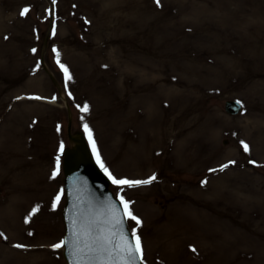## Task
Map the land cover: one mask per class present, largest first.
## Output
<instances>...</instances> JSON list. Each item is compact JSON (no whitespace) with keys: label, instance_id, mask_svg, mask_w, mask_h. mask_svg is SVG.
Returning a JSON list of instances; mask_svg holds the SVG:
<instances>
[{"label":"rangeland","instance_id":"374dc122","mask_svg":"<svg viewBox=\"0 0 264 264\" xmlns=\"http://www.w3.org/2000/svg\"><path fill=\"white\" fill-rule=\"evenodd\" d=\"M69 120L155 175L110 179L144 264H264V0H0V264H66Z\"/></svg>","mask_w":264,"mask_h":264},{"label":"water","instance_id":"95a60500","mask_svg":"<svg viewBox=\"0 0 264 264\" xmlns=\"http://www.w3.org/2000/svg\"><path fill=\"white\" fill-rule=\"evenodd\" d=\"M240 108V104L235 101L225 103V111L230 115H236ZM68 137L74 146L65 150L63 159L66 192L63 241H66L64 257L67 264H76L82 256L108 259L109 253L101 251L99 247V244L103 243L102 240L94 245L95 252L84 248L82 237L88 233H91L89 240L97 235L111 240V244H106L105 247L111 251V260L116 264H125L120 257L126 255L127 245L131 243L136 255L135 264H141L138 253H135L136 245L128 231L122 207L109 190V180L94 162L82 134H71L70 123ZM116 221L122 223L117 224ZM117 245L123 246L124 251L121 252ZM79 248H84V251H77Z\"/></svg>","mask_w":264,"mask_h":264},{"label":"snow or ice","instance_id":"6c2138e0","mask_svg":"<svg viewBox=\"0 0 264 264\" xmlns=\"http://www.w3.org/2000/svg\"><path fill=\"white\" fill-rule=\"evenodd\" d=\"M156 2H157V5L160 6V0H156ZM27 12H28V9L24 8V9L21 10L20 15L24 16ZM33 51H35V49H33ZM54 51H55V49H54ZM60 66L66 73L65 80H66V84H67V81L71 80V75L67 73V69L64 67V65L61 64ZM69 95H71V93H69ZM36 99H39V97H36ZM88 108H89V106L87 104H85L80 110L82 112H86L88 110ZM85 129L88 131L89 137L91 138V129H89L87 125H85ZM90 142L93 144V147H94L95 146V141L90 139ZM244 148H245V150H247L248 146L245 144ZM62 149H63V145H61V150ZM97 158H98V163H100V166L102 168H104L103 162L99 160V154L98 153H97ZM58 167H59V157L57 158V168ZM222 167L226 168L227 165H223ZM104 171L109 176V178L112 180V182L114 184H116V185L133 186V185H140V184H148L151 181H154L156 179L155 175L150 177L148 180H143V181H141V180L119 179V178L114 177L109 172V170L107 168H104ZM56 174H57L56 171H54L53 172V177ZM119 199L121 201L122 206L126 209L127 217L130 220L134 221L136 223L137 227H139V225L141 224V221H140V219L137 216H135L132 213V211H131V209L129 207V202L125 201L122 196L119 197ZM33 211H36V209H33ZM26 222H27V220H26ZM116 223L117 224H121L122 221H116ZM0 235H3V234L0 233ZM89 236H91V233H88V234H86V235H84L82 237L83 238L84 248H87L90 252H95L96 248L94 247V245H97L98 242L102 240L103 243L99 244V247H100L101 251L109 253L108 259L105 260V259H103L102 257H99V256H97V257L87 256V258L82 256L80 258V260H78L76 262V264H116L115 261L111 260V255H112L111 251L107 247H105L106 244H111V240L108 237H101L99 235L92 236L91 239L89 240ZM131 236L135 239V242H136L135 253L139 254L140 259L142 261L143 260V249H142V246H141L140 237H139V235H137L136 228L132 229ZM65 244H66V241L62 240L61 242L53 245L52 247L53 248H61V247H64ZM16 247H23V246L22 245H16ZM116 247L119 248V250L121 252L124 251V247L123 246L117 245ZM84 248H79V249H77V251L83 252ZM192 250L196 251L194 248ZM120 259L125 261V264H135L136 255L133 252L131 243H129L127 245L126 255L121 256Z\"/></svg>","mask_w":264,"mask_h":264},{"label":"bare ground","instance_id":"6f19581e","mask_svg":"<svg viewBox=\"0 0 264 264\" xmlns=\"http://www.w3.org/2000/svg\"><path fill=\"white\" fill-rule=\"evenodd\" d=\"M26 261V260H25ZM39 263V262H38ZM25 264H33V262H25ZM35 264V263H34Z\"/></svg>","mask_w":264,"mask_h":264}]
</instances>
